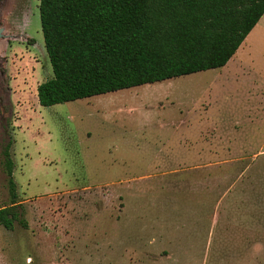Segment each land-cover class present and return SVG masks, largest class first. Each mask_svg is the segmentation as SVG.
<instances>
[{
	"label": "rangeland",
	"instance_id": "obj_1",
	"mask_svg": "<svg viewBox=\"0 0 264 264\" xmlns=\"http://www.w3.org/2000/svg\"><path fill=\"white\" fill-rule=\"evenodd\" d=\"M39 1L0 0V264H264V16L226 67L43 108Z\"/></svg>",
	"mask_w": 264,
	"mask_h": 264
},
{
	"label": "trees",
	"instance_id": "obj_2",
	"mask_svg": "<svg viewBox=\"0 0 264 264\" xmlns=\"http://www.w3.org/2000/svg\"><path fill=\"white\" fill-rule=\"evenodd\" d=\"M53 76L37 87L43 108L223 68L264 16V0H40ZM11 142L3 150L18 220Z\"/></svg>",
	"mask_w": 264,
	"mask_h": 264
},
{
	"label": "crops",
	"instance_id": "obj_3",
	"mask_svg": "<svg viewBox=\"0 0 264 264\" xmlns=\"http://www.w3.org/2000/svg\"><path fill=\"white\" fill-rule=\"evenodd\" d=\"M263 17V16H262ZM261 20V19H260ZM262 31H263V29H262ZM252 32V31H251ZM243 44V43H242ZM241 47V46H240ZM239 50V49H238ZM235 56V55H234ZM232 60V59H231ZM230 64V61L227 63V65L226 66H228ZM225 66V67H226ZM227 74V73H226ZM220 78H222V81L220 80H217V81H213V84L214 83H216V84H219V85H228L227 83H229V82H231L232 80H234L235 78H236V76L234 75V76H230L229 74L228 75H226V76H222V77H220ZM234 81H236V80H234ZM135 135H138V134H142V135H144L145 134V132L141 129V132L139 131L138 133H134Z\"/></svg>",
	"mask_w": 264,
	"mask_h": 264
}]
</instances>
